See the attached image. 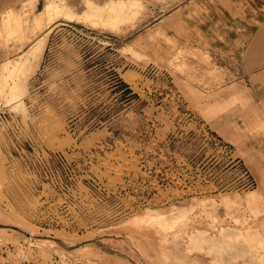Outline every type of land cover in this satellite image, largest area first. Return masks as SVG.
<instances>
[{"label": "rangeland", "instance_id": "374dc122", "mask_svg": "<svg viewBox=\"0 0 264 264\" xmlns=\"http://www.w3.org/2000/svg\"><path fill=\"white\" fill-rule=\"evenodd\" d=\"M178 1L0 0V264H264L248 99Z\"/></svg>", "mask_w": 264, "mask_h": 264}, {"label": "crops", "instance_id": "0c3cea01", "mask_svg": "<svg viewBox=\"0 0 264 264\" xmlns=\"http://www.w3.org/2000/svg\"><path fill=\"white\" fill-rule=\"evenodd\" d=\"M177 43L235 61L248 99L236 119L246 154L264 159V0H179L160 19ZM234 135V132H229Z\"/></svg>", "mask_w": 264, "mask_h": 264}]
</instances>
